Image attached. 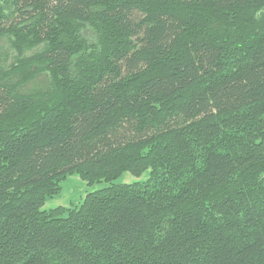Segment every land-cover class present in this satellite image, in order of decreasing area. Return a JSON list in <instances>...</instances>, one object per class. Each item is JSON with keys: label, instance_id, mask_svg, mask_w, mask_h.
Returning <instances> with one entry per match:
<instances>
[{"label": "trees", "instance_id": "obj_1", "mask_svg": "<svg viewBox=\"0 0 264 264\" xmlns=\"http://www.w3.org/2000/svg\"><path fill=\"white\" fill-rule=\"evenodd\" d=\"M5 37L0 264H264V0H0Z\"/></svg>", "mask_w": 264, "mask_h": 264}, {"label": "rangeland", "instance_id": "obj_2", "mask_svg": "<svg viewBox=\"0 0 264 264\" xmlns=\"http://www.w3.org/2000/svg\"><path fill=\"white\" fill-rule=\"evenodd\" d=\"M64 33L71 36L69 34L70 33L69 29L65 31ZM11 51L13 52V50H11L10 43L7 37L0 38V57L3 58L2 56L4 53H6L7 58L10 57L9 54H11ZM32 52L33 51H27L25 52V55L30 56ZM10 60H13V57L11 59L9 58L8 61ZM28 65L29 66L27 67L28 68L27 72L30 74V76L26 75L24 77L22 75L24 79L23 85H25L26 89L36 90L37 92L43 94L44 91L42 90L49 92L51 90L50 87L52 84L55 89L62 88L63 93L67 92L70 97H73L70 91H66L67 88L69 87L68 82H67V85L63 84L64 86L63 85L60 86L59 84L55 85L58 82L56 79L57 74L55 75L54 73H52L53 75L52 76L47 71L43 70V68H38V66H32L30 65V63ZM18 75L20 76L21 73L16 74V76ZM147 147L148 146L139 148V150L136 153L135 151L133 153L136 159L145 157L147 154L148 161L144 159L145 165L143 166V169L141 171V176L139 177L140 180L146 179V177L148 176L149 165H150L149 156L152 154L154 155L155 153L153 152L156 150V148L147 150ZM145 151H147V153H144ZM158 160L160 161V159ZM122 163H123V160L115 163V165L119 164V166L115 170V173H114L115 176L112 181H105L104 179H100L94 183L92 182L90 184L89 183L87 184L85 180L82 179L80 173L77 170H74L73 172H70L66 176L59 178L58 181H55V182L51 181L50 183L46 182V184H44L43 186L39 188L44 187L42 191H45V190L51 191V192L53 191V193L50 196H47L48 197V198L46 197L47 199L45 198V203H44L43 208L52 209L55 207H64V208L69 209L71 206L78 204L88 192L99 189L107 185L108 183H112V182L128 183V182H131L137 179L131 173V170L129 168L130 164L127 162V163H123L125 165H121Z\"/></svg>", "mask_w": 264, "mask_h": 264}]
</instances>
